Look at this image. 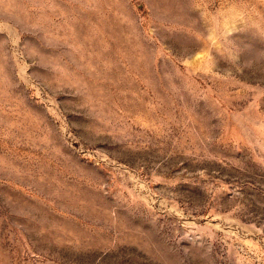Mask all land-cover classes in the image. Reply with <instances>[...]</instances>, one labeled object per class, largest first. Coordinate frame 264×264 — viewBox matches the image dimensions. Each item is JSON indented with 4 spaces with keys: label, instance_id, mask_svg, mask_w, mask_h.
I'll return each instance as SVG.
<instances>
[{
    "label": "rangeland",
    "instance_id": "obj_1",
    "mask_svg": "<svg viewBox=\"0 0 264 264\" xmlns=\"http://www.w3.org/2000/svg\"><path fill=\"white\" fill-rule=\"evenodd\" d=\"M0 264H264V0H0Z\"/></svg>",
    "mask_w": 264,
    "mask_h": 264
}]
</instances>
